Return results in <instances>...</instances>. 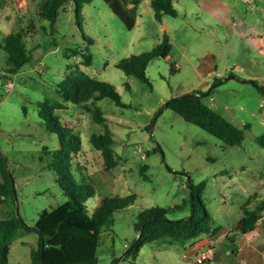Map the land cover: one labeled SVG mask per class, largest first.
<instances>
[{
  "label": "rangeland",
  "instance_id": "374dc122",
  "mask_svg": "<svg viewBox=\"0 0 264 264\" xmlns=\"http://www.w3.org/2000/svg\"><path fill=\"white\" fill-rule=\"evenodd\" d=\"M151 2L141 0L136 26L128 30L103 0L83 4L78 19L73 3H66L54 27L39 15L41 0H0V40L23 32L31 56L10 74L0 49V154L14 180L19 216L33 227L40 213L69 200L59 185L62 177L50 167L59 138L39 117V103H60L54 114L81 137L73 179L92 182L96 189L85 203L88 210L93 212L106 196H137L134 204L113 213L111 228L101 229L98 264H197L196 252L187 251V245L161 241L145 244L136 260L124 257L138 237L134 224L140 211L191 200L167 217L191 216L187 175L194 186L206 182L199 194L220 228L219 234L199 239L215 241L216 247L215 254L208 251L213 259L203 264H240L227 253L232 247L225 235L253 194L257 199L251 208L264 198V147L255 140L264 134V0H173L177 16L164 15L161 22ZM164 35L172 49L167 58L156 57L148 65L151 87L117 68L123 59L152 50ZM87 54L90 66L83 63ZM78 71L113 85L126 104L122 108L110 98L97 102L115 141L119 164L112 170L105 169L90 142L92 134L104 131L93 117L95 103L74 106L61 95ZM193 92L237 127L249 125L240 146L224 144L166 107L171 99ZM142 166L148 167L149 180L141 175ZM3 207L0 203V220L6 219ZM36 243L34 233L20 230L10 245L9 264H32Z\"/></svg>",
  "mask_w": 264,
  "mask_h": 264
},
{
  "label": "trees",
  "instance_id": "16d2710c",
  "mask_svg": "<svg viewBox=\"0 0 264 264\" xmlns=\"http://www.w3.org/2000/svg\"><path fill=\"white\" fill-rule=\"evenodd\" d=\"M91 0H41L42 7L39 15L54 27L59 16L60 9L68 2L74 5L76 18L82 5ZM115 16H117L128 30L134 29L137 23V10L141 0H103ZM151 7L154 11V18L161 22L164 15L177 16L173 7V0H152ZM24 34H8L0 40V49L6 53L8 66L6 71L16 74L24 65L31 61L26 44L23 40ZM172 45L169 38L164 35L160 44L152 50L133 55L118 63L117 68L126 75H132L143 83L149 85L147 67L156 57L167 58L170 55ZM73 56L79 54L77 50H69ZM70 58V55L66 53ZM83 63L90 66L92 56L83 55ZM219 80H215V83ZM67 88L61 90L64 101L74 106H83L89 101L94 102L93 117L96 123L103 125L104 131L99 134H92L90 142L95 150L102 156L106 170L114 169L118 164V156L114 148L113 133L108 128L106 118L97 102L104 98L112 99L116 105L125 108L120 94L116 88L96 78L90 77L82 71L66 82ZM256 84V82H255ZM264 93V87H261ZM39 117L42 119L51 133L59 138L60 149L55 155V161L50 167L55 170L62 179L59 185L69 200L50 211L44 210L39 214L33 225L45 237V249L41 256V236L28 228L21 217L16 215V201L11 185L12 174L9 173L7 160L0 154V203L5 206L7 218L0 220V264H9L10 245L16 238L18 232L34 233L37 236V243L31 250L32 264H98L96 256L100 245V232L103 227L111 228L114 224L113 213L134 204L137 196L132 194L125 197L114 196L104 197L99 205L90 212L85 205L87 200L96 194L93 183L76 182L71 174V169L76 156L82 149L81 137L72 128L61 123L60 117L54 111L62 108V104L49 102L39 103ZM167 108L182 117L186 122L193 124L206 131L213 137L219 139L228 146H240L245 137V130L248 124L241 129L221 116L219 113L208 107L202 101V94L193 92L173 98L167 103ZM264 147V134L255 139ZM74 163V164H73ZM67 174H62V171ZM147 166L140 168L141 175L149 180L146 172ZM13 178V177H12ZM192 185V183H191ZM206 185L202 181L198 186L192 185L193 189V212L191 219L169 220L167 215L175 210H183L190 201H184L181 205L163 208H146L138 214L137 222L134 224V231L137 236L142 235L134 247L125 254V258L132 257L134 260L139 256L145 244L163 242L169 245L181 244L191 245L204 236L219 234L220 228L215 226L211 213L207 210L200 192ZM197 194V196H196ZM17 195V194H16ZM195 196V198H194ZM257 199V193L253 194L242 207V218L237 225L225 235L226 240L232 247L234 253L237 251L238 239L241 236L253 232L264 217V198L251 208V200ZM128 245L130 247L134 242ZM209 262V260H208Z\"/></svg>",
  "mask_w": 264,
  "mask_h": 264
},
{
  "label": "crops",
  "instance_id": "0c3cea01",
  "mask_svg": "<svg viewBox=\"0 0 264 264\" xmlns=\"http://www.w3.org/2000/svg\"><path fill=\"white\" fill-rule=\"evenodd\" d=\"M243 1L250 2V0H243ZM1 181H2V178L0 175V182ZM3 209L1 211H5L6 213L5 206L3 207ZM5 218H7V213H6ZM224 234L223 236H220L219 238L223 239ZM214 242L215 241H212V240L208 241L207 238H204L202 240H199L192 247H189L187 245L186 246L187 251L196 252L195 253L196 257L200 254L199 251H202V250H204L202 252H206V251L208 252L210 250L211 254L213 255L215 254V251H216ZM227 253L235 254L236 257H238L237 259H240L239 260L241 261L240 264H264V217L259 222V224L257 225L256 229L253 232L246 234L244 236H241L238 239V246H237L236 253H234L233 250L231 251L227 250ZM212 259L213 257L209 259V261H211Z\"/></svg>",
  "mask_w": 264,
  "mask_h": 264
},
{
  "label": "water",
  "instance_id": "95a60500",
  "mask_svg": "<svg viewBox=\"0 0 264 264\" xmlns=\"http://www.w3.org/2000/svg\"><path fill=\"white\" fill-rule=\"evenodd\" d=\"M244 82H248V83L254 84V82H252V81H244ZM260 90L262 91V89H260ZM166 107H167V104H166ZM11 185H12V189H13L14 196H15V201H16V215H17V217H20L19 216V203H18V198H17V195H16V191H15V188H14V180H13L12 177H11ZM187 185L190 188L191 197H192V203H193V201H194L193 200V189H192V185H191V182H190V176L189 175H187ZM188 219H191V216L188 217ZM27 227L30 228L32 231L37 232L41 236V256L43 257V253H44V249H45V237L42 235V233L36 227H34V226L33 227L27 226ZM141 235H142V233L140 232L138 237H137V239H136V241L126 250V253L129 252L134 247V245L140 239Z\"/></svg>",
  "mask_w": 264,
  "mask_h": 264
},
{
  "label": "built area",
  "instance_id": "2783aa9c",
  "mask_svg": "<svg viewBox=\"0 0 264 264\" xmlns=\"http://www.w3.org/2000/svg\"><path fill=\"white\" fill-rule=\"evenodd\" d=\"M210 259V255L209 253L206 251V252H203L202 254L198 255L196 258H195V262L197 264H203V263H206V261H208Z\"/></svg>",
  "mask_w": 264,
  "mask_h": 264
}]
</instances>
